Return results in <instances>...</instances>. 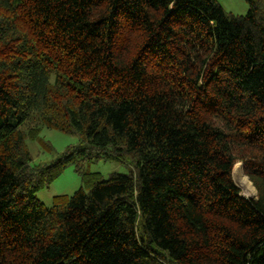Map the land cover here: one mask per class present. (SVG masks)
Instances as JSON below:
<instances>
[{
	"label": "trees",
	"instance_id": "1",
	"mask_svg": "<svg viewBox=\"0 0 264 264\" xmlns=\"http://www.w3.org/2000/svg\"><path fill=\"white\" fill-rule=\"evenodd\" d=\"M244 1L0 0V264H264V0ZM43 128L81 144L33 166ZM77 160L129 171L47 208Z\"/></svg>",
	"mask_w": 264,
	"mask_h": 264
},
{
	"label": "rangeland",
	"instance_id": "2",
	"mask_svg": "<svg viewBox=\"0 0 264 264\" xmlns=\"http://www.w3.org/2000/svg\"><path fill=\"white\" fill-rule=\"evenodd\" d=\"M227 13L238 16L246 15L248 5L244 0H216ZM81 144V137L78 134H69L58 130L43 128L37 140L29 141L28 146L32 155V165H45L51 163L62 153H65L72 147ZM244 173L243 164L237 163L233 168V180L240 190L243 197L256 199L250 196L238 183L240 173L239 167ZM237 167V168H236ZM129 161L120 162L117 160H77L66 167L64 172L51 185L42 189L36 194V197L47 207L54 206L55 200L60 197H72L83 186V174H100L103 178H108L114 173H128ZM247 177V176H246Z\"/></svg>",
	"mask_w": 264,
	"mask_h": 264
},
{
	"label": "bare ground",
	"instance_id": "3",
	"mask_svg": "<svg viewBox=\"0 0 264 264\" xmlns=\"http://www.w3.org/2000/svg\"><path fill=\"white\" fill-rule=\"evenodd\" d=\"M239 169H240L239 170L240 173L238 176L239 185L245 190L246 193H248L250 196L254 197L256 194V189L254 188L253 184L250 182L249 178L244 176L241 167H239Z\"/></svg>",
	"mask_w": 264,
	"mask_h": 264
}]
</instances>
